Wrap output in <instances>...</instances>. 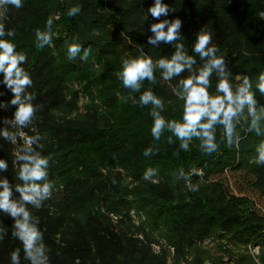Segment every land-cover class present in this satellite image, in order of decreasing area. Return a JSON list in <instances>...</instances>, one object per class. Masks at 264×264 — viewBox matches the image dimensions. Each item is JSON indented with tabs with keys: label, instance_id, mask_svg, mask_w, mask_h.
<instances>
[{
	"label": "trees",
	"instance_id": "obj_1",
	"mask_svg": "<svg viewBox=\"0 0 264 264\" xmlns=\"http://www.w3.org/2000/svg\"><path fill=\"white\" fill-rule=\"evenodd\" d=\"M170 8L167 17L182 21L181 38L189 55L200 67L203 61L192 52L197 33H212L217 55L226 59L236 77L248 76L255 84L264 72V0H162ZM23 7L8 6L4 37L26 54L22 66L29 72L41 105L34 121L45 137L42 154L49 158L52 197L39 209L38 225L44 234L50 264H254L249 248L259 250L264 264V165L255 163L256 149L264 134L238 129L239 147L220 144L211 156L193 140L188 151L167 142L165 131L159 141L151 136V105H140L139 96L149 89L164 100L162 115L182 119L183 101L172 92L183 73L172 81L145 80L140 92L122 85L118 73L125 58L141 50L154 60L174 53L172 44L148 43L151 24L159 21L147 12L154 0H22ZM81 6L69 17L68 9ZM147 15V19L144 17ZM49 16L54 17L52 45L37 47L35 30H44ZM78 38V39H77ZM80 43L91 49L87 60L69 59L67 46ZM82 55V54H81ZM217 78H211L209 92L215 93ZM11 91L0 73V131L16 132L5 119L14 118ZM259 104L264 96L256 92ZM31 127V126H29ZM264 133V121L261 122ZM31 136V128L20 135ZM220 132L218 129L217 140ZM16 145L0 136V159L8 171L0 179L20 184L13 152ZM159 151L144 156L146 148ZM156 170L150 180L147 169ZM190 179H178L179 170ZM195 186L198 190H192ZM14 198L19 194L13 188ZM262 203V204H261ZM262 206V207H259ZM7 229L0 241V264H11L10 254L22 244L12 237L14 221L0 212ZM213 242L215 253L204 248ZM172 249V253L170 252ZM187 257L192 261L187 262ZM226 259V260H225Z\"/></svg>",
	"mask_w": 264,
	"mask_h": 264
},
{
	"label": "clouds",
	"instance_id": "obj_2",
	"mask_svg": "<svg viewBox=\"0 0 264 264\" xmlns=\"http://www.w3.org/2000/svg\"><path fill=\"white\" fill-rule=\"evenodd\" d=\"M8 6L16 9L23 7L22 0H0V73L3 74V84L11 91L13 98L10 105L15 106L14 118L5 119V123L18 129L16 132L7 129L0 131V136L13 145L23 139V145L17 147L14 152L13 164L17 167V177L20 184L13 185L8 178L0 179V212L10 216L13 223L12 237L22 244L24 259L29 264H50L47 248L44 243V234L38 226L40 217L33 214L31 209L39 210L43 202L52 197L53 182L49 179V158L42 154L45 139L36 128L34 121L42 106L34 104L35 94L28 89L33 87V80L28 71L22 66L28 58L23 52H17L16 46L4 37H14L15 29L5 28ZM81 12V6H73L68 9V16L72 17ZM147 12L159 22L151 24L153 36L148 37V43L158 46L162 43L172 44L174 53L169 57H161L154 60L141 50L136 57L125 58L122 68L118 73L124 88L132 92H140L143 82L157 83L155 72L159 69L162 79L172 81L181 77L183 73L188 75L177 81L172 87L173 94L183 101L182 119H167L162 115L164 100L154 94L153 90L144 91L139 96L142 106L151 105L150 116L153 119L151 136L159 141L165 131L171 133L167 137L169 144L173 143V137L179 141V147L188 151L191 142L199 141L200 151L208 156L219 150L220 144L226 141L229 147H239L242 137L238 129L247 132H255L257 136L262 133L261 122L264 121V105L259 104L256 98L258 91L264 96V72H261L253 90V83L248 76L236 77L233 82L232 72L227 66L225 57L218 56L219 49L212 43L211 32L201 29L196 36L192 52L203 61L200 67H195L197 60L194 55H189L183 43H176L181 38L180 29L182 21L176 19H160L167 17L170 8L162 0H154ZM260 17L264 19V12ZM147 19V15L144 17ZM54 17L49 16L44 30L37 28L35 37L37 47L43 48L52 45ZM78 39V38H77ZM91 49L82 48L80 43H71L67 46L69 59L80 56L87 60ZM82 54V55H81ZM215 75L217 83L215 93L209 92L212 87L211 78ZM7 108V104H0ZM31 126V127H29ZM25 128H31L33 135L20 133ZM220 132L219 142L217 132ZM158 148L148 147L143 155L151 156L158 152ZM255 163L264 165V142L256 149ZM0 170L7 172L8 164L0 159ZM156 175L153 168L147 169L144 179L150 180ZM178 179L188 181L190 174L183 169L179 170ZM13 188L19 194L13 196ZM192 190H198L193 186ZM7 229L0 222V241L6 235ZM21 249L16 248L10 254L11 264H21Z\"/></svg>",
	"mask_w": 264,
	"mask_h": 264
},
{
	"label": "rangeland",
	"instance_id": "obj_3",
	"mask_svg": "<svg viewBox=\"0 0 264 264\" xmlns=\"http://www.w3.org/2000/svg\"><path fill=\"white\" fill-rule=\"evenodd\" d=\"M262 204V203H261ZM264 205V204H263ZM259 207H262L259 205ZM204 248L208 249L209 251H211L212 253H215L216 249H215V244L213 242H206L204 243ZM172 253V251H170ZM248 255L251 257V259L253 260L254 264H259L258 262V255H259V250L255 249V248H249V250L247 251ZM226 260V259H225ZM172 256H170L168 258V263L171 264L172 263ZM188 263L192 261L191 257H187L186 260ZM227 264H229V261H226ZM180 264H186L185 261L181 262ZM205 264H209L208 262H206ZM233 264V263H230Z\"/></svg>",
	"mask_w": 264,
	"mask_h": 264
},
{
	"label": "built area",
	"instance_id": "obj_4",
	"mask_svg": "<svg viewBox=\"0 0 264 264\" xmlns=\"http://www.w3.org/2000/svg\"><path fill=\"white\" fill-rule=\"evenodd\" d=\"M172 251V249H170Z\"/></svg>",
	"mask_w": 264,
	"mask_h": 264
}]
</instances>
